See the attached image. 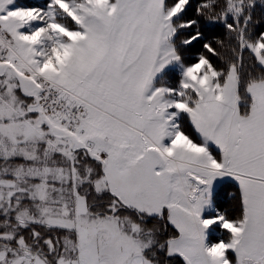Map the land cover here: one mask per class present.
I'll list each match as a JSON object with an SVG mask.
<instances>
[{
  "label": "snow or ice",
  "instance_id": "obj_1",
  "mask_svg": "<svg viewBox=\"0 0 264 264\" xmlns=\"http://www.w3.org/2000/svg\"><path fill=\"white\" fill-rule=\"evenodd\" d=\"M0 264H264V0H0Z\"/></svg>",
  "mask_w": 264,
  "mask_h": 264
},
{
  "label": "trees",
  "instance_id": "obj_2",
  "mask_svg": "<svg viewBox=\"0 0 264 264\" xmlns=\"http://www.w3.org/2000/svg\"><path fill=\"white\" fill-rule=\"evenodd\" d=\"M26 3H37L39 2V0H25ZM194 14V13H193ZM209 35H217V36H221L222 35V30L221 31H218V32H215V33H209ZM196 48L199 49V44L196 45ZM232 190H229V193L231 192ZM229 193H226L224 195V204H225V207H230L231 206V198H230V195Z\"/></svg>",
  "mask_w": 264,
  "mask_h": 264
},
{
  "label": "rangeland",
  "instance_id": "obj_3",
  "mask_svg": "<svg viewBox=\"0 0 264 264\" xmlns=\"http://www.w3.org/2000/svg\"><path fill=\"white\" fill-rule=\"evenodd\" d=\"M22 2L26 3L25 0H22Z\"/></svg>",
  "mask_w": 264,
  "mask_h": 264
}]
</instances>
